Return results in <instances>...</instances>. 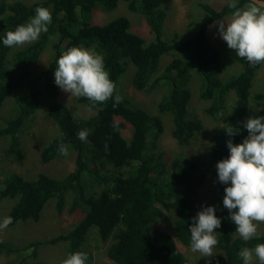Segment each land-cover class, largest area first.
<instances>
[{
	"label": "trees",
	"instance_id": "1",
	"mask_svg": "<svg viewBox=\"0 0 264 264\" xmlns=\"http://www.w3.org/2000/svg\"><path fill=\"white\" fill-rule=\"evenodd\" d=\"M120 1L37 0L27 3L0 0V107L18 92L14 115L0 124V138L9 139L8 153L22 156L20 134L29 118L47 98L58 95V88L52 85L53 74L58 58L67 49L83 46L102 56L109 78L116 84L113 98L104 103L93 104L86 97H78L79 102L96 109L88 117L74 116L65 104L49 103L48 114L60 133L46 142L41 161L48 163L55 159L60 155L58 145L65 144L68 151L75 152V165L61 178L43 172L27 178L17 172L5 175L0 171V210L5 199L14 200L9 210L12 224L35 221L50 199L56 200L60 213L67 199L72 198L70 209L80 212V219L69 232L45 243L64 240L69 255L86 252V264H93V253L84 246V241L95 231L103 243H108V256L116 264H192L195 262L186 256L185 247L181 248L176 241L190 246L189 227L197 216L195 205L199 191L209 176L218 175L217 163L229 156L227 141L242 143L249 135L244 127L247 119L264 116V91H251L253 79L264 63L254 66L234 50L230 56L239 63L240 69L225 78L221 76V64L226 56L209 41L208 30L235 11L229 8L230 2L216 9L207 1H199L205 15L194 33L169 40L164 36L167 0H123L128 2L131 12L145 19L153 35L148 42L131 30V21L125 15L105 23H93V11H111ZM247 2L249 0H237L236 7L242 8ZM37 7H45L52 13L48 31L42 32L36 42L10 53L11 48L3 44L6 33L29 22ZM48 45L52 48L50 63L43 69H35ZM171 54L174 57L156 74L163 57ZM130 65L135 68L131 83L136 90L168 86L158 109L171 114L172 137L181 145L203 134L202 120L191 116L188 110L189 84L193 76H197L200 97L207 100L206 113L215 120H219L221 114L225 116L211 133L207 158L181 154L170 160L165 152L157 149L164 132L160 114L134 107L126 98L113 106L114 97L119 94V79ZM232 91L235 99L230 105L228 95ZM231 126L239 130L234 136L225 131ZM85 129L89 130V135L87 141L82 142L77 133ZM107 164L111 166L106 168ZM88 177L104 186L99 191L89 189ZM227 186L223 183L220 186L222 199ZM170 213L177 215L173 222L176 238L160 226L170 219ZM215 214L221 219V226L215 229L217 251L211 257L195 254L196 264H243L239 251L264 243V233L246 242L236 235V225L227 209L215 210ZM43 243L32 241L18 247L12 241L0 239V255L9 257L2 264H27L29 255L19 258L10 257L11 254L31 247L34 249L31 255L35 256V248Z\"/></svg>",
	"mask_w": 264,
	"mask_h": 264
},
{
	"label": "rangeland",
	"instance_id": "2",
	"mask_svg": "<svg viewBox=\"0 0 264 264\" xmlns=\"http://www.w3.org/2000/svg\"><path fill=\"white\" fill-rule=\"evenodd\" d=\"M27 3H33L37 0H24ZM199 1H207L214 8L219 9L224 4L231 2V0H167L164 3L166 8V18L164 23V36L169 40L186 38L192 35L199 25V20L205 15L204 10L201 8ZM127 1H120L118 5L111 11H103L101 9L92 12L93 23H105L117 16L125 15L131 21V30L141 34L149 42L153 39V35L147 25L145 19L138 13L131 12L127 5ZM247 2L242 8H244ZM241 8V9H242ZM232 17L226 16L223 19L215 22L209 27L208 39L211 43L215 44L222 53L225 54L226 59L221 64V76L223 78L230 74L237 73L240 69L237 63L231 56L230 49L227 43L222 39L218 31V22L227 23ZM24 45H17L11 47L10 53L24 47ZM80 48L87 49L83 46ZM89 50V49H88ZM90 51V50H89ZM174 54L165 55L161 61V66L156 74L162 72L164 66L174 57ZM52 57V48L48 45L42 52V56L38 63L34 66L35 69H43L48 66ZM56 70V68H55ZM54 70V73H55ZM135 68L130 65L127 72L119 79L117 90L122 98L129 100L130 104L134 107H140L150 113L160 114L164 124V132L161 134L157 149L166 153L170 160L173 156L183 155V157H191L198 155L203 158L209 156V146L211 140V133L217 124H222L225 119L223 114L219 115L220 119L215 120L212 116L208 115L205 111L207 100L200 97V82L197 76H193L189 88L191 90V99L188 105V110L191 116L197 117L202 120L204 128L202 133L181 145L172 137V116L168 113H162L158 109V103L162 96L167 92L168 86L161 85L157 87H147L144 90H136L131 79L134 74ZM52 85L59 90L58 95L51 99L47 98L39 107V109L29 118L26 127L20 134L21 138V152L22 156L18 157L13 153L7 152L9 139L0 138V171L5 174L17 172L27 178H34L38 173H47L55 178H61L71 171L75 165V152L68 151V155H59L48 163H42L41 152L46 142L52 137L60 133L55 121L48 114V106L51 102L67 105L74 116L88 117L95 113L96 109L91 108L87 104L78 101V97L72 96L70 93L63 91L55 83V76L53 74ZM251 91L257 92L264 91V67H262L253 79L251 84ZM18 92H15L8 97L0 107V124L6 119L12 117L15 112V98ZM235 99L234 91L228 95V102L233 104ZM253 110L251 111V115ZM126 137L129 135L126 133ZM111 165L107 164V167ZM116 170L113 171L115 173ZM105 169L102 170V173ZM87 185L89 189L99 191L104 184H100L95 179L88 177ZM230 183V182H229ZM221 182L217 176H209L199 191L197 203L195 205V212L198 213L204 207L214 206L217 212H222L226 209L223 205V199L219 195ZM95 186V187H94ZM72 198L67 199L65 208L59 213L57 210L56 200L50 199L42 210V214L38 220H27L11 223L6 229L0 230V239L9 240L15 243L18 247H25L32 241H42L43 245L35 248V256L31 255L33 248L29 247L24 252H16L11 254L10 257L19 258L24 255H29L27 264H62L69 252L67 250V242L62 240L54 244L52 242L45 243L46 240H54L59 234L69 232L81 217V213L70 209ZM14 200L5 199L2 202L0 210V223L5 217L9 216V210L12 207ZM170 219L160 223L161 228L170 232L176 238L173 222L177 219L175 213H170ZM264 233V223L257 224V234ZM215 235V233H214ZM236 235L239 234L236 232ZM181 248H184L186 256L192 259L196 264L198 258L196 255H201L199 252H192L190 246H184L178 240L176 241ZM84 246L92 251L94 260L93 264H116L107 253L108 243H103L95 231H91L84 241ZM216 247L213 253H216ZM31 256V257H30ZM9 257L0 255V264L6 261ZM253 264H259L258 260L253 257Z\"/></svg>",
	"mask_w": 264,
	"mask_h": 264
},
{
	"label": "clouds",
	"instance_id": "3",
	"mask_svg": "<svg viewBox=\"0 0 264 264\" xmlns=\"http://www.w3.org/2000/svg\"><path fill=\"white\" fill-rule=\"evenodd\" d=\"M229 8L235 9L231 19L218 22V31L230 49L236 55L246 59L252 65L264 63V0H249L244 8H237L231 0ZM52 23V13L45 7H37L35 15L26 24L18 25L14 31H8L3 44L6 47L36 42L42 32L48 31ZM55 83L63 91L76 97H86L93 104L104 103L113 98L116 84L109 78L102 56L80 47H71L57 60L54 73ZM122 97L116 94L113 106L119 105ZM244 127L249 135L242 143L227 141L230 151L226 159L216 165L218 179L225 187L223 205L230 213V219L236 225V232L244 241H250L257 235V224L264 223V116L250 117ZM229 136L238 133L233 126L225 129ZM89 130L77 133L80 141H87ZM61 155H68V146L58 145ZM230 182V184H229ZM12 223V217H5L0 230ZM221 226V219L215 214L214 206L204 207L193 217L189 227L190 248L199 252L201 257L214 255L218 244L215 229ZM243 264H253V257L264 264V243L254 248L243 247L239 253ZM86 252L76 251L70 254L62 264H86Z\"/></svg>",
	"mask_w": 264,
	"mask_h": 264
},
{
	"label": "crops",
	"instance_id": "4",
	"mask_svg": "<svg viewBox=\"0 0 264 264\" xmlns=\"http://www.w3.org/2000/svg\"><path fill=\"white\" fill-rule=\"evenodd\" d=\"M235 1H237V0H235Z\"/></svg>",
	"mask_w": 264,
	"mask_h": 264
}]
</instances>
